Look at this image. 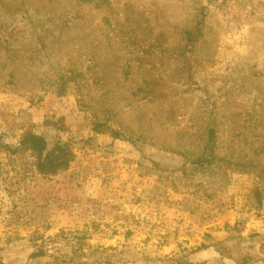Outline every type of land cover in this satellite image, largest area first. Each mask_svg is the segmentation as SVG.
I'll use <instances>...</instances> for the list:
<instances>
[{
    "label": "rangeland",
    "instance_id": "obj_1",
    "mask_svg": "<svg viewBox=\"0 0 264 264\" xmlns=\"http://www.w3.org/2000/svg\"><path fill=\"white\" fill-rule=\"evenodd\" d=\"M29 133L69 166L39 171ZM208 245L264 264V0H0V264Z\"/></svg>",
    "mask_w": 264,
    "mask_h": 264
},
{
    "label": "trees",
    "instance_id": "obj_2",
    "mask_svg": "<svg viewBox=\"0 0 264 264\" xmlns=\"http://www.w3.org/2000/svg\"><path fill=\"white\" fill-rule=\"evenodd\" d=\"M104 128L105 127L101 124H95L93 131L97 134H104L106 129ZM106 130L110 131L114 137H116L118 134L117 132L112 131L110 127ZM21 144L31 150L37 156L38 170L46 175L55 173L58 169L67 168L74 158L68 144L56 143L52 148H49L46 138L35 133L27 134L22 140ZM214 151V148L212 145H210L204 154V157L198 160L196 163H198L200 167L211 165ZM207 247L200 248L197 251L199 252L201 249L203 250Z\"/></svg>",
    "mask_w": 264,
    "mask_h": 264
},
{
    "label": "crops",
    "instance_id": "obj_3",
    "mask_svg": "<svg viewBox=\"0 0 264 264\" xmlns=\"http://www.w3.org/2000/svg\"><path fill=\"white\" fill-rule=\"evenodd\" d=\"M196 257L201 264L216 261H224V264H226L227 261L225 260L227 258L223 257L222 253H220V251L212 245L196 253Z\"/></svg>",
    "mask_w": 264,
    "mask_h": 264
}]
</instances>
